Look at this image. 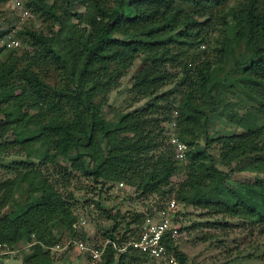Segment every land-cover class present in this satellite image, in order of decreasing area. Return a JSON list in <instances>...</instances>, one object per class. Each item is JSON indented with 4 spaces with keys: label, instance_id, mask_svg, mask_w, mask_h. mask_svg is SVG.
Here are the masks:
<instances>
[{
    "label": "trees",
    "instance_id": "trees-1",
    "mask_svg": "<svg viewBox=\"0 0 264 264\" xmlns=\"http://www.w3.org/2000/svg\"><path fill=\"white\" fill-rule=\"evenodd\" d=\"M226 1L118 0L116 5H112L111 0H55L52 4L47 0H31L28 6L47 13L58 27L51 37L32 30H26L24 34L37 50L36 58L57 63L64 73L62 81L52 85L33 68L32 63L20 67L16 56L11 55L0 63V110L7 102L3 89L11 79H18L26 89L24 95L14 100L13 106L37 111L23 125L33 124L37 130L28 129L20 133L18 142L27 143L29 152L36 143L45 145L53 158L66 160L73 170L91 177L96 183L101 180L126 182L136 185L144 194L166 196L168 191L163 188L170 184L179 165L164 154L155 161L154 152L160 148L161 142L156 130L151 128L148 117L151 108L139 113H126L118 121H111L106 119L102 106L94 98L96 92L111 88L118 79L117 74L127 69L140 54H143L145 62L150 63L135 86L145 89L163 82L170 74L159 70L160 66L174 62L176 57L166 47L169 38L160 36V32L170 28L168 31L177 32L176 35L184 31L190 35L191 28L214 24L219 18L220 25L224 27L220 65L233 62L227 74H237L233 87L248 101H230L219 92L211 83L214 67L209 61L205 62L198 66L197 77L189 85L186 101L179 113V126L184 134V130L190 131L199 122V114L209 119L210 114L220 113L245 127L247 121H256L247 111V102L255 103L253 108L264 117V0H245L238 9L229 8L217 18L213 13L209 14L210 8H219ZM77 4L87 9L86 13H73L79 22L86 24L84 28L75 24L71 14ZM16 109L5 112L8 120L3 132L18 122L13 120ZM191 133L192 138L186 134L184 138L189 147H193L196 141ZM218 139L228 150L231 160L244 163L252 159L264 168V126L251 135H224ZM258 139H262L260 146ZM215 140L208 136L206 147L188 156V177L178 190V200L184 205L254 218L263 224L264 233V179L229 190V173L217 167L216 159L207 147ZM61 168L68 167L61 165ZM21 181L27 183L31 194L40 193V196L27 200L19 207L20 212L6 214L1 209L7 206L6 202L13 194L10 197L3 195L0 199V260L5 261L8 252L34 236L32 252L25 260L29 264H43L50 260L49 248L59 242L53 223L60 224L76 237L78 217L69 200L39 170L22 171L4 185L6 188L12 185L13 191ZM213 195L217 197L215 203ZM98 207L115 222L105 236L117 247L112 243L108 245L103 255L104 264H144L149 259L153 260L134 249L127 253L119 251L137 238L147 217H143L137 232L127 227L125 233L118 237L115 234L118 217L100 203ZM141 216L135 215L131 219L137 220ZM83 239H87L85 235ZM176 242L168 239V253L173 254L178 264H193Z\"/></svg>",
    "mask_w": 264,
    "mask_h": 264
},
{
    "label": "rangeland",
    "instance_id": "rangeland-1",
    "mask_svg": "<svg viewBox=\"0 0 264 264\" xmlns=\"http://www.w3.org/2000/svg\"><path fill=\"white\" fill-rule=\"evenodd\" d=\"M30 1L0 0V63L16 56L19 58L20 67L32 63L33 68L41 73L48 83L55 85L62 81L64 70L55 62L36 58L37 50L29 44L24 33L26 30H32L51 37L58 26L44 11L30 8L28 6ZM47 1L52 4L55 0ZM244 1L227 0L219 8H210L209 14L213 13V16L217 18L229 8L238 9ZM116 2L118 0H111L112 5H116ZM86 11V6L82 4H77L71 10L75 24L83 28L86 24L79 22L73 13H86ZM221 23L218 18L214 24L195 26L190 29L192 31L190 35H186L185 31L176 35L177 32L168 31L170 28L163 30L160 36L169 38L166 47L176 57L174 62H168L159 68L161 71H167L170 74L169 78L149 88H137L135 83L150 63L145 62L143 54H140L127 69L117 74L118 79L111 88L96 92L94 98V101L102 106L106 119L111 121H118L120 116L126 113H139L151 108L148 115L151 119V128L156 130L158 140L161 142L160 148L154 152L155 161L164 154L172 157L173 161L179 165L170 184L163 188L168 191L166 196L157 193L144 194L136 185L126 182L101 180L96 183L91 177L83 176L73 170L66 160L53 158L43 144L36 143L34 149L29 152L27 143L18 142V135L25 133L28 129L37 130L33 124L23 127L32 115L37 114V111L30 108L17 107L16 109L13 106L14 100L26 89L20 80L11 79L8 86L3 89L7 102L1 106L0 110V188L4 186L0 191V199L3 195L10 197L13 194V196L7 200V206H4L1 212L4 214L20 212L19 207L27 200H35L40 196V193L31 194L24 181L17 182L19 185L13 191L12 185H9V188L4 185L6 181L14 180L22 171L37 169L55 184L63 197L69 200L78 217L75 224L78 234L76 237L60 224L53 223V230L59 242L49 248L50 260L43 264H104L103 255L109 245H107L108 239L105 233L113 229L115 222L108 219L99 209V203L118 217L119 225L115 234L121 237L127 227L137 232L143 217L158 215L167 209L172 199L178 203L176 221L181 230L175 240L179 249L187 254L193 264H264L262 223L248 216H233L224 210L184 205L177 198L179 188L188 177V156L205 148L208 136L216 138L207 147L214 155L217 167L229 173L227 182L229 190L237 189L243 184H253L260 178L264 179V168L259 162L252 159L244 163L235 159L231 160L228 150L218 139L224 135L236 137L251 135L252 132L262 128L264 117L253 108V106L256 107L255 103L247 102L249 106L246 108L256 121H247L245 127L220 113L210 114L209 119L199 114V122L195 123L196 125L194 128L191 127L190 131L184 130V134L179 126V113L183 102L186 101L189 85L197 77L198 66L205 62L209 61L214 67L211 83L219 92L225 94L230 101H248L233 87L237 74H227L233 62L229 61L220 65V53L224 40V27L220 25ZM13 40L18 42V45L10 46L9 41ZM14 109L16 110L13 120L18 122L12 124L11 129L3 132L8 120L5 112H13ZM191 131L196 140L193 147H189L184 142L186 136L193 137ZM258 141L260 146L262 139ZM61 165L68 168L62 169ZM216 199L217 197L213 195L214 203ZM139 214L143 216L136 218L137 220L131 219L132 216ZM84 235L86 240L83 239ZM130 235L131 233L128 234ZM80 242H84L87 248H80ZM34 243V236L30 240L22 241L12 252L7 253L5 259L10 264H29L25 257L32 252ZM105 246L103 254L95 258L93 250L102 249ZM172 257H174L173 254L168 253L163 260L149 259L144 264H170L169 260Z\"/></svg>",
    "mask_w": 264,
    "mask_h": 264
},
{
    "label": "built area",
    "instance_id": "built-area-1",
    "mask_svg": "<svg viewBox=\"0 0 264 264\" xmlns=\"http://www.w3.org/2000/svg\"><path fill=\"white\" fill-rule=\"evenodd\" d=\"M15 40L9 41V45H18ZM178 203L172 199L167 206V209L156 216H148L143 225L139 229L137 238L130 240L119 249L122 253H127L134 249L148 255L151 259L163 260L168 255L167 241L175 239L180 234V225L176 221ZM112 243L116 248L117 244L111 240L107 241V245ZM106 245V246H107ZM80 248L86 249L84 242L79 243ZM106 246L102 249H95L94 257L99 258L105 251ZM170 264H178L177 260L172 257L169 260ZM0 264H10L9 261H1Z\"/></svg>",
    "mask_w": 264,
    "mask_h": 264
}]
</instances>
